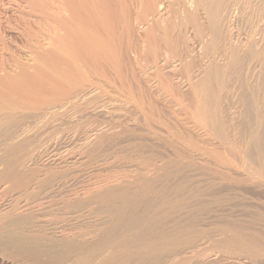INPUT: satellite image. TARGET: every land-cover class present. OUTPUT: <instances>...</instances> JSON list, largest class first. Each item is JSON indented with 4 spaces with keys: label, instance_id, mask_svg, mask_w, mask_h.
<instances>
[{
    "label": "rangeland",
    "instance_id": "obj_1",
    "mask_svg": "<svg viewBox=\"0 0 264 264\" xmlns=\"http://www.w3.org/2000/svg\"><path fill=\"white\" fill-rule=\"evenodd\" d=\"M237 1H197L200 22L207 21L205 25L209 23L214 3L221 5V20L233 6L241 5L240 2L244 5L241 9L244 11L240 10L236 16L238 19L234 17V22L226 20L219 24L223 31H220L221 37L229 41L219 36L220 45H233L237 61L233 58L227 62L221 52L213 53L210 46L202 49L201 57L190 60L192 35V39L185 35L184 46L186 50L188 47L186 54L190 55L185 67L169 55L167 63L164 54L160 55L164 58H156L155 63L141 61L131 53L134 56L131 57L137 59L134 72L139 83L127 72L129 81L146 94L148 101L155 103V113L160 112L156 118H161L168 126L163 127L164 123L159 121L147 125L142 114L128 108L130 100H125L121 96L123 92L119 93L117 85L113 84H104L110 88L101 85L89 99L76 100L77 105L60 110L54 117L11 121L9 135L19 130L28 132L31 138L33 135L25 151L26 156L37 160L33 164L35 170L41 171L35 183L41 180L44 186L53 188L48 194L29 189L30 193L25 191L28 195L24 193L20 197L10 195L9 187L0 191V264L58 263L63 258L61 253L64 250L75 253L78 243L80 248L90 250L93 261L100 262L103 255L108 254L110 264H264V173H257L264 171V0ZM18 2L0 0V52L2 48L6 52L9 47L20 46L16 36L7 35V30L15 35L22 22ZM171 2L177 15L168 13L161 23L173 21L169 23H174L177 40L176 34L184 31L185 23L181 21L185 12L176 6L178 0ZM5 9H9L7 15ZM157 70L186 96L197 93L193 90L197 85L210 89L204 101L208 108L215 110L221 133L206 129L196 133L184 126L179 112L182 103L172 102L162 91L157 81L159 75L152 74H159ZM137 84H141L142 89ZM103 90L109 92L106 94ZM189 138L199 139L201 146L186 148ZM225 145L233 146L240 155L241 161L236 164L242 174L223 175L212 159L211 152L226 155L225 148L229 146ZM17 160L19 165L16 162L15 167L20 169L23 164ZM50 172L55 173L54 177H50ZM24 198L29 204L24 206L26 208L20 206ZM73 199L75 202L85 200L86 205L81 207L77 203L72 209L68 203ZM19 211L27 217L21 233L29 240L36 238L27 244L26 249L32 252L23 262L10 251L17 249L13 247L17 227L12 220ZM53 229L59 231L54 234ZM49 247L54 248V255L47 250ZM112 250L119 253L110 255ZM133 250L140 251L141 255H131ZM153 250L163 251L152 256Z\"/></svg>",
    "mask_w": 264,
    "mask_h": 264
},
{
    "label": "bare ground",
    "instance_id": "obj_2",
    "mask_svg": "<svg viewBox=\"0 0 264 264\" xmlns=\"http://www.w3.org/2000/svg\"><path fill=\"white\" fill-rule=\"evenodd\" d=\"M18 1L21 7V11H19V14L21 15V19H22V22L18 26L20 29V30L18 29V31H20L23 34L16 31L14 35V33L12 34L9 33V30L7 29L5 30H7L8 36L9 34L10 36H14V37L16 36V40H18L20 46L17 45V47L15 46L10 48L9 46H7L6 43L4 44L2 43L4 47L5 46L6 48L9 47V50L5 52V50H3L2 48L1 49L2 52H0V189H1L0 191H2V189L5 190L9 187L10 195H17L19 197L20 195L28 192L29 189L30 190L39 189L41 191L39 193L48 194L47 192H50L51 188L53 187L51 186V188L50 187L48 188V186L47 187L44 186L41 183V180H39L38 183H35L34 180L40 176L41 171L39 170L40 173H38L35 170L34 165L37 160L33 157L29 158V155L26 156V151H25L27 150L26 148H28V145L32 142L30 140L33 138V135L31 138L28 132L25 133L22 130L21 131L19 130V132H17L16 134L9 135L10 134L9 124H11L12 120L18 121L20 119L21 120L23 119L26 121L29 119H34V120L36 119L39 120L42 118L46 119L50 116L59 113L60 110H65L74 105H77L76 100L78 99L84 100L85 98H88V96L90 98L91 93L93 91L94 92L99 91L98 89L101 88L100 87L101 85L105 84L110 86V84H113V86L117 85L116 89L118 88V92L119 91L123 92L121 96H123L125 100H130L129 103L131 104V106L127 104L128 108L134 111V113L137 112L142 114L143 118L146 120L147 125L148 124L150 125L151 123L157 121H159V123L161 122L162 124L165 121L163 122L161 118L160 120L156 118L158 114H160V112L158 114L155 113L156 112L155 111L156 106L154 105L155 103L152 104L151 103L152 101L151 102L148 101L146 94H142L143 92L138 91L139 89L135 87L136 84L134 83L135 85H132L133 83L131 84V81H129L130 79L128 77V73L131 76L130 78L132 80L134 79V82H137L136 79H138V77L135 79L136 72H134L135 68L137 67L136 66L137 59L135 60V58H132L134 56L131 55V53H133L135 57L139 59L141 58L140 59L141 61L155 62V63L157 60L156 58H160L161 57L160 55L164 54L166 57L164 58L163 55L162 57L165 60L164 59L162 60L166 61V63L168 61L167 59L169 58V56H171L177 59L179 63L181 62L185 67L186 64L189 63L187 60H189L190 55H188L189 52L186 54V52L189 50L188 47L186 50L184 45L185 42L187 41L184 40L186 36H190L191 38L192 35L194 39L193 42H191L192 40L191 41L188 40L189 42L192 43L191 47H193V49L191 48L192 55L190 60H193L192 58L195 57L197 58L201 57L202 49L204 50L206 46H210L211 49H214L213 53L216 52L219 54L221 52V54L224 55L225 59L228 60L227 62H229V60L232 61V59L233 58L235 59L236 58L235 56H237L236 50L234 49L235 47L231 48L233 45L231 44L232 46L230 47L228 46L229 44L227 42L226 43L228 44L227 45L228 47H226L224 44L223 46L220 45L219 36L220 38H222L221 37L222 35H220L221 29L219 28L220 26L219 24L221 22L224 23V21L226 20L227 22L231 20L232 22H234L235 20L233 21L232 18L236 17L240 12V10L244 8V5L239 0L241 5L235 7L233 6V8H230L228 11H226V14L224 11L225 15L224 16L222 15L223 20H221L219 18V14L221 13L220 11L223 12V10H221L219 7L220 3L217 5L214 3L215 8L212 10V12H210L211 18L208 17L210 19L209 23L205 25V22L207 21H202L201 18V21L204 22V25H202L201 24L202 22H200V13L197 3L198 0H178L179 5L176 6L181 7V10L185 12L184 17H182V19L184 20L181 19L182 20L181 22L185 23L183 29L184 31L176 34L178 39H180L179 41L178 39L176 40V37L174 36L175 35L174 33L176 32H174L175 30L174 29L175 27L173 25L174 23L171 24L173 21H169L171 23L167 21V23L165 22L166 23L165 25H162L163 23H161L162 18L165 15L167 16L168 13H174V14L177 13L175 10L176 8L173 7L171 0H18ZM221 1L226 3V0L225 1L221 0ZM237 2H233V3L237 4ZM205 6L206 5H204V7ZM226 9H228V7ZM184 12L182 13V16ZM5 13L7 15L9 13V9H5L4 14ZM210 13L208 12L207 16ZM222 32L223 31H221V33ZM205 34H207L208 37H205L206 36ZM19 35H21L22 38L24 35L23 38V40H25L24 43L22 42L23 40H21L22 38L20 39ZM222 39H224V37ZM229 40L231 41L232 39ZM226 41H228V39ZM251 41L253 42L254 40ZM189 42L186 44L189 45ZM206 49L207 51H209L208 48ZM240 49L243 50L242 48ZM249 50H251V48ZM213 53L210 52L211 55ZM241 54L242 53H240V55ZM167 55L169 56L167 57ZM187 56H189V58ZM184 61L186 62L185 64L183 63ZM152 74L159 75L158 77L157 76L156 77L158 84L160 86L158 84L157 85L163 89L161 90L164 91L166 96H168L172 102L179 104L182 103L179 112H180V116L184 118L182 119L184 121L183 122L184 126L190 129L192 132L195 131L196 133H198L197 132L198 130L201 131V129L202 130L206 129L207 131H210L215 134L221 133L220 124L215 116V110L213 108H208L207 102L204 101L206 97H209L210 89L208 91V88H203L202 86L197 85L195 88H193V90L194 89L197 90V93L195 92L196 94L195 93L192 94L191 92V95L189 94L190 96L189 95L186 96L187 94L185 95L181 93L177 88L173 87V85L170 84L171 82L168 81V78H166V76H163L161 73L157 74L156 72ZM126 76L128 81L126 79ZM137 86L140 87L141 84L140 85L137 84ZM106 88H110V87H106ZM112 89H114V87H112ZM106 91L103 90V92L107 94ZM112 95L114 97V94ZM207 99L208 98H206V100ZM167 124L164 123L163 127L166 126ZM184 138H186V136ZM188 146L197 148L201 146V144L199 142V139L196 140L189 138L188 145L186 148H188ZM225 149L227 151L224 152L226 153V155L221 152H220L221 154L220 153L215 154L214 152H211L210 154L212 156V159L215 161V163L222 169L223 172L221 173H223V175L227 173L228 174L235 173L238 175L242 174V172L239 173L241 169L239 170V168H237L239 164H236V162H238L239 160L241 161L240 159L241 157L240 155H238L236 149L233 148V146H229L228 148ZM17 159L21 160L23 164V166H21L22 164L20 165L21 166L20 169H18L17 167L19 165ZM16 162L18 163V165L16 164ZM15 165L17 166L15 167ZM259 172H261V174L264 173L263 170L262 171L259 170L257 173ZM50 175H51L50 177L52 178L54 177L55 173L50 172ZM260 178L261 177H259V179ZM45 180H47V178ZM32 192L33 191H31V193ZM28 193H30V191ZM26 199L27 198L23 199V204L20 203V206L22 205L24 207L25 205L27 206L29 205ZM45 199H47V195ZM78 201L75 202L74 200L73 202L68 203L69 205L68 207L74 209L77 207L78 205L77 203H80V205L78 206L81 207L86 205L85 200L84 202L82 201L78 202ZM41 203L44 204V202ZM47 206L50 207V205ZM25 215L26 214H23L22 211H19L16 213L15 218H13L12 220V222L17 227L16 230L17 233L15 234L16 237H14L15 239L13 240V242L15 241L14 243L15 245L13 247L17 249L15 250L12 249L10 251H13L12 255L14 256V258L16 257L21 261L22 259L24 260L25 258H27L29 256L28 254L32 252L26 249L27 244L36 239L35 238L29 240L27 237H25L24 234L21 233L23 224L26 223L27 220L26 219L27 217H25ZM41 215L40 216L38 215L39 218H44ZM39 222L42 221L40 220ZM56 228L57 227H54V229ZM54 229H53V233L56 234L59 230L56 232L54 231ZM39 244L40 246L42 245V243ZM37 248L38 247H36V249ZM49 248L46 249L51 250V252L52 250H54V248L53 249L51 248L49 249ZM74 250L75 253L72 252L73 253V254L71 253L72 256L71 254L68 253L71 252V250H64V252L61 253L63 255L61 262L57 263L55 261L52 264H110L109 262H107L109 261L108 258H110L108 254L103 255L105 257L104 258L102 257V260L98 262V261H93L90 250L85 247L83 248V246L80 248L79 243ZM162 251L153 250L151 251V255L156 256L159 253L161 254ZM117 252L118 250L117 251L115 250L113 251V253H109V254L116 256ZM123 252L125 251L123 250ZM123 252L122 254H124ZM130 253L131 255L132 254L141 255L140 254L141 252L138 250H133ZM51 254L54 255L53 252ZM122 263L120 262V264Z\"/></svg>",
    "mask_w": 264,
    "mask_h": 264
}]
</instances>
